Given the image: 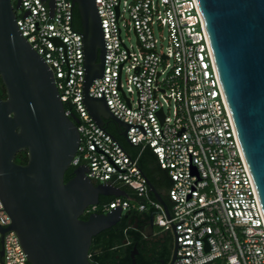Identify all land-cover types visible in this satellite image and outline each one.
<instances>
[{
	"label": "built area",
	"instance_id": "built-area-1",
	"mask_svg": "<svg viewBox=\"0 0 264 264\" xmlns=\"http://www.w3.org/2000/svg\"><path fill=\"white\" fill-rule=\"evenodd\" d=\"M95 4L105 61L103 77L93 82L89 96L105 99L111 113L129 126L130 143L150 147L161 168L169 171L173 181L169 214L151 198L137 161L98 126L85 106L84 41L82 31L73 28L72 0H55L53 18L43 0H22L17 26L53 71L60 99L70 106L66 115L75 112L80 120L81 141L72 167L86 165L92 181L130 188L143 199V204H136L115 198L104 209L153 210L156 226L175 233L172 264H264V213L197 0H95ZM131 32L136 46L124 39ZM11 224L0 198V242L4 240L0 264H30L16 233H2Z\"/></svg>",
	"mask_w": 264,
	"mask_h": 264
},
{
	"label": "water",
	"instance_id": "water-1",
	"mask_svg": "<svg viewBox=\"0 0 264 264\" xmlns=\"http://www.w3.org/2000/svg\"><path fill=\"white\" fill-rule=\"evenodd\" d=\"M43 1L53 18L55 0ZM72 2L82 23L85 106L98 126L105 130L106 121L114 122L133 146L127 137L129 126L111 113L105 99L89 96L93 82L103 77L105 61L95 0ZM197 2L264 213V0ZM21 9L22 0H0V78L7 92L6 100L0 98V198L12 219L2 233H16L30 264H93V238L116 226L124 212L118 208L93 213L86 221L81 217L99 205L100 197L126 198L128 194L112 185L96 186L86 165L77 167L65 183L81 141L80 120L66 115L53 71L20 32L17 11ZM159 116L163 121V111ZM23 151L28 152V163L19 165L15 158ZM148 185L169 214L161 195L149 181ZM0 244L2 258L3 239Z\"/></svg>",
	"mask_w": 264,
	"mask_h": 264
},
{
	"label": "trees",
	"instance_id": "trees-1",
	"mask_svg": "<svg viewBox=\"0 0 264 264\" xmlns=\"http://www.w3.org/2000/svg\"><path fill=\"white\" fill-rule=\"evenodd\" d=\"M73 28L81 32L82 31V23L81 19L79 17L78 11L75 10L74 13V21H73ZM0 98L3 100L7 99V92L6 88L2 82V79L0 78ZM65 110L69 111L70 106L68 104L64 105ZM72 115L77 116L75 112H72ZM105 130L112 135L116 141L119 143V145L125 150V152L133 159L136 160L138 163V166L140 167L141 171L143 172L146 179L154 186V188L157 190V192L161 195L167 206L171 207V202L169 200V191L171 190L173 186V181L170 177L169 171L164 170L161 168L159 160L156 156V154L152 151L150 147H142V146H130L127 141L121 136L120 129L118 126L110 121L109 126H105ZM15 162L19 165H26L28 163V152L23 151L17 154L15 158ZM77 167H71L66 175H65V183H67L69 180L73 178V172ZM94 184L97 186L100 183L93 181ZM127 194L128 197H123L124 200L130 201L131 203L136 204H143L144 200L137 197V195L134 193L133 190L127 187H122ZM151 198L155 199L154 195L151 194ZM115 200V197H112L108 200H105V197H100V203L97 206L96 213L99 214H106V210L104 209L105 206L110 205ZM143 214L152 215L154 212L153 210H148L145 212H142ZM140 214L137 211H129L127 212V215H137ZM91 213L86 212L85 215L81 217L82 220H86L89 218ZM126 227V220L124 222V225L120 232L112 231L110 234L111 241L107 240L105 242H98L94 248L102 247L107 255V257L112 256L114 253L118 252V250H122V246L124 244V241L128 238V234L125 232ZM116 247H119V249H116ZM94 253V250L92 249L90 255ZM91 257V256H90ZM90 261L91 258H90ZM213 264H222V262L218 261Z\"/></svg>",
	"mask_w": 264,
	"mask_h": 264
},
{
	"label": "flooded vegetation",
	"instance_id": "flooded-vegetation-1",
	"mask_svg": "<svg viewBox=\"0 0 264 264\" xmlns=\"http://www.w3.org/2000/svg\"><path fill=\"white\" fill-rule=\"evenodd\" d=\"M106 121L105 126H109ZM101 185V183L99 184ZM112 196H105V200ZM88 220V219H86ZM85 220V221H86ZM126 220L125 232L128 238L122 250L107 257L102 247L94 248L98 242L111 241L109 233L120 232ZM93 264H172L177 250L176 237L173 231H162L155 223V216L148 214L127 215L124 213L118 224L93 238L90 253ZM119 249V247H116ZM223 264V263H222Z\"/></svg>",
	"mask_w": 264,
	"mask_h": 264
},
{
	"label": "rangeland",
	"instance_id": "rangeland-1",
	"mask_svg": "<svg viewBox=\"0 0 264 264\" xmlns=\"http://www.w3.org/2000/svg\"><path fill=\"white\" fill-rule=\"evenodd\" d=\"M124 39L126 40L127 44L130 45H137V39L136 36L133 32L130 33L129 36L126 35V33L124 34Z\"/></svg>",
	"mask_w": 264,
	"mask_h": 264
}]
</instances>
